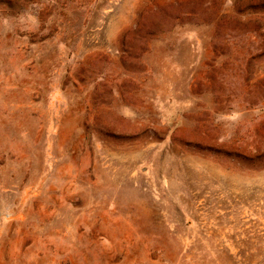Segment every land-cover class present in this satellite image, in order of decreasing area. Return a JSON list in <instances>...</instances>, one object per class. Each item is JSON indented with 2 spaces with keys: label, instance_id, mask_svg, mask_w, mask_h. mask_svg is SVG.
Listing matches in <instances>:
<instances>
[{
  "label": "rangeland",
  "instance_id": "374dc122",
  "mask_svg": "<svg viewBox=\"0 0 264 264\" xmlns=\"http://www.w3.org/2000/svg\"><path fill=\"white\" fill-rule=\"evenodd\" d=\"M0 264H264V0H0Z\"/></svg>",
  "mask_w": 264,
  "mask_h": 264
}]
</instances>
